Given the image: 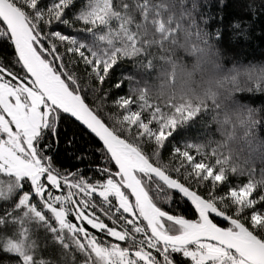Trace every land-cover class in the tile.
<instances>
[{"label": "snow or ice", "instance_id": "obj_1", "mask_svg": "<svg viewBox=\"0 0 264 264\" xmlns=\"http://www.w3.org/2000/svg\"><path fill=\"white\" fill-rule=\"evenodd\" d=\"M71 2L56 0L42 12L41 0H0V32L7 37L0 47L14 48L10 63L0 59V177L12 178L0 181V197L18 187L22 205L54 215L100 264H264V208L257 207L264 193L253 197L255 186L245 183L218 194L224 171L190 152L183 155L194 175L185 178L182 168V175L166 174L90 110L99 91L105 100L131 102L107 51L101 59L66 34L46 35L45 25ZM111 6L112 0H95L80 19L95 27ZM63 125L89 143L102 142L79 174H72L74 164L54 171L71 159L62 145L53 151L48 144ZM168 135L161 125L156 139ZM63 138L59 131L56 142Z\"/></svg>", "mask_w": 264, "mask_h": 264}, {"label": "clouds", "instance_id": "obj_2", "mask_svg": "<svg viewBox=\"0 0 264 264\" xmlns=\"http://www.w3.org/2000/svg\"><path fill=\"white\" fill-rule=\"evenodd\" d=\"M186 3L112 0L105 21L97 25L106 42L99 55L103 59L107 51L108 60L119 65L117 76L125 82V96L131 106L105 100V92L93 84L100 98L90 110L114 135L125 139L166 174L189 163L183 155L189 151L159 156L164 141L156 139V134L161 125L169 133L180 120L207 109L209 122L216 123L221 133L214 146L223 147L227 153L238 150L242 136L261 118L257 108L239 101L238 94L264 91V62L225 66L203 30L197 34ZM94 6L95 0H89V8ZM124 76L132 77L131 81L124 80ZM153 121L156 126L148 127ZM185 173L187 178V170ZM11 180L0 177L5 184Z\"/></svg>", "mask_w": 264, "mask_h": 264}, {"label": "trees", "instance_id": "obj_3", "mask_svg": "<svg viewBox=\"0 0 264 264\" xmlns=\"http://www.w3.org/2000/svg\"><path fill=\"white\" fill-rule=\"evenodd\" d=\"M55 3L56 0H41L40 11L46 12ZM88 7L89 0H72L65 6L58 20L53 19L51 24L45 25L46 35L56 32L66 34L70 42L81 44L99 54L106 43L100 39L102 30L99 26L92 27L80 19ZM184 7L195 19L197 34L203 30L208 40L218 49L225 66L264 62V0H187ZM6 40V34L0 32V41ZM13 54L14 48L0 47V59L3 62L10 63L8 57ZM70 59L75 60V57ZM123 79L131 81L132 77L124 76ZM128 90L131 91V84ZM238 99L257 108L261 116L248 134L242 136L238 150L226 153L223 147L214 146L221 133L216 123L209 122L211 117L205 109L180 120L169 130L168 138L160 145L159 156H175L180 150H187L198 159L210 162L214 168L224 170V186L218 194H223L229 187L251 183L256 189L252 195L256 197L264 193V91L242 92L238 94ZM49 128L55 129L56 125L50 124ZM59 131L64 133V138L58 144L56 140L59 139ZM59 131L56 140L50 137L48 144L53 151L62 145L71 159L65 162L62 170L54 168V171L68 172L74 164L76 169L72 174H79L83 168L89 166L88 160L92 151L100 143H89L83 136L78 135L77 129L68 125H63ZM181 168L192 174L189 167L183 164L176 171L177 175L184 174L180 171ZM203 183L208 185L210 182ZM18 192L17 187L9 195L0 197V264H96L94 260L88 263L87 255L78 250L66 235L62 236L63 243H60L50 230L54 229L50 218L41 222L29 217L22 207L17 208ZM166 199L170 200L171 196ZM257 207L264 208V203H258ZM221 226L226 225L221 223ZM85 227L94 231L86 222ZM20 239L26 249L22 253L13 246L18 245ZM25 255H29L31 262L27 263L23 258Z\"/></svg>", "mask_w": 264, "mask_h": 264}, {"label": "rangeland", "instance_id": "obj_4", "mask_svg": "<svg viewBox=\"0 0 264 264\" xmlns=\"http://www.w3.org/2000/svg\"><path fill=\"white\" fill-rule=\"evenodd\" d=\"M171 131V129H170ZM169 131V132H170ZM170 134V133H169ZM190 169V168H189ZM223 170V169H222ZM224 171V170H223ZM191 175H194V173H192ZM264 175V174H263ZM20 199H22V197H18L17 198V202H16V206L17 208H23L25 209L24 210V213L26 211V214L29 216V217H32L34 218L35 220H40L41 222L45 221L46 219L48 220V218H50L53 222V220L55 219L54 215L52 214H49V215H44V210L42 208H39L37 206V210L40 211L41 215L38 216L36 215V210H34L32 207H30L27 202H25L23 205L20 203ZM35 203V202H33ZM24 217H26L25 214H23ZM41 216H43V219L41 218ZM51 221L49 222L48 224V227L50 228L51 226ZM53 228L54 229H50L52 231V233L54 234V236L56 237V239L60 242V243H63V238L62 236L63 235H66L67 238L70 240V242L75 245L77 247L78 250H80L83 254H86L87 255V260H88V263H90L91 261L94 260V262L96 264H100L99 260L98 259H95L86 249H84L78 242V238L75 237L71 232L69 231H66L59 223H54L52 224ZM22 239L18 240V245L17 244H14V248L17 249L18 252L22 253V251L26 250L23 248V245H22ZM23 248V249H22ZM26 257H29V255H25L23 258L28 262H31L30 259H26Z\"/></svg>", "mask_w": 264, "mask_h": 264}, {"label": "water", "instance_id": "obj_5", "mask_svg": "<svg viewBox=\"0 0 264 264\" xmlns=\"http://www.w3.org/2000/svg\"><path fill=\"white\" fill-rule=\"evenodd\" d=\"M96 140L98 141V138H96ZM100 144H102V142H99Z\"/></svg>", "mask_w": 264, "mask_h": 264}]
</instances>
